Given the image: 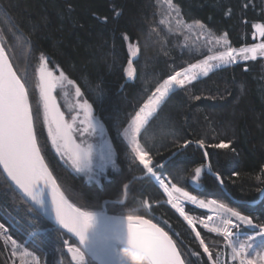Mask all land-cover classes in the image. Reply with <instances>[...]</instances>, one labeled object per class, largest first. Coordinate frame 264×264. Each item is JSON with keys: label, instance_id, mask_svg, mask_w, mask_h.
I'll return each instance as SVG.
<instances>
[{"label": "trees", "instance_id": "16d2710c", "mask_svg": "<svg viewBox=\"0 0 264 264\" xmlns=\"http://www.w3.org/2000/svg\"><path fill=\"white\" fill-rule=\"evenodd\" d=\"M171 5L183 23L202 25L230 48L264 42L256 27H264V0H171ZM161 11L158 0H0V42L8 56L20 60L28 80L44 64L72 81L115 144V170L99 185L85 183L54 155L35 109V90H28L38 147L69 201L88 211L105 202L110 213L149 219L172 237L185 264H210L198 242L215 256L222 240L199 227L194 232L165 204L122 138L154 90L203 57L170 31ZM137 141L152 172L171 185L227 206L252 219L255 228L264 225V58L217 68L171 91ZM221 142L229 147L212 146ZM0 221L35 252L39 264H52L62 242H72L27 205L1 171Z\"/></svg>", "mask_w": 264, "mask_h": 264}, {"label": "snow or ice", "instance_id": "6c2138e0", "mask_svg": "<svg viewBox=\"0 0 264 264\" xmlns=\"http://www.w3.org/2000/svg\"><path fill=\"white\" fill-rule=\"evenodd\" d=\"M169 3H171V0H169ZM200 26L202 27V25ZM256 27L260 35L264 36V27L259 25ZM235 54L241 55L246 60H255L258 54L264 56V44L241 48L239 53L233 48H228L218 55L209 56L200 64H193L183 74L177 72L165 80L160 88H157L156 91L159 95H155L149 101V104L145 105L148 111L145 112L144 109H141V112L137 114L130 143L133 145V151L137 153L139 162L147 168L148 172H152V169L148 167L150 161L146 162L147 153L143 152L136 143L135 136V133L139 132L144 120L156 110V106L168 95L172 85L182 88L186 82L190 83L196 79L198 73L206 76L213 68L210 61H217L216 66L235 63ZM196 70H198V73ZM182 75L183 78H180ZM46 76L48 79L42 92V100L47 115L49 133L53 138V143L69 153V158L79 170L81 165L89 163V154L79 151L73 141L72 133L75 130L76 117L72 118V122H65L63 114L56 107L55 100L52 97V90L58 84H63L64 77L61 76L59 81H57L52 77L51 72H46ZM68 83L71 84L72 81L69 80ZM79 94V89H77L76 95ZM76 107L82 109L84 112V120L81 122L90 125L92 123L91 106L85 102L83 105H76ZM36 129L37 120L31 110L25 84L12 70V66L8 63L3 49H0V165L3 166L7 176L37 203H43L39 199L41 189L38 185L40 182H50L52 193L51 204L55 211L57 222L70 232H74L79 237L81 244H83L85 232L90 227L94 218L92 214L78 212L74 208L72 209L74 215L71 216L64 211L63 205L67 204V201L62 196H59L56 182L52 179V176L44 165L40 154L41 148L38 147ZM185 146H187V142H185ZM201 146H203L202 141ZM212 146L217 148L229 147L228 144L223 142ZM195 172L199 176L201 169L196 168ZM164 191L169 196V203L176 208L189 225H192L193 221L185 215L183 208L180 207L179 198L174 197L173 194L180 193L182 197L192 202H195L196 198L191 196L187 191H181L180 188L175 186L171 191L165 187ZM200 203L203 205V201H200ZM68 207L71 208V205H68ZM225 211L228 210L225 209ZM231 215L254 228L257 227V225L253 224L252 219L248 217L242 216L235 211L231 212ZM133 219L132 216L128 217L129 227L127 233V245L133 261L142 262V264H182L180 253L177 251L173 240L160 227H157L154 223H150L148 220L139 219L138 223L142 227L134 228L131 224ZM224 224L227 225L228 221L225 220ZM259 228L260 231L256 235L264 237V225H260ZM224 231L227 236L232 235V232L228 231L227 228ZM249 239H254V237H250ZM248 247H251V245H248ZM244 252L245 248L243 245L239 249L233 248V259L239 258L240 264H257L256 260L243 256L242 253ZM75 255L79 259H84V256L78 252ZM259 259L264 260V255H261Z\"/></svg>", "mask_w": 264, "mask_h": 264}, {"label": "rangeland", "instance_id": "374dc122", "mask_svg": "<svg viewBox=\"0 0 264 264\" xmlns=\"http://www.w3.org/2000/svg\"><path fill=\"white\" fill-rule=\"evenodd\" d=\"M158 3L161 6V10H162L161 12H163L164 14L163 20L165 24L167 25V27L170 29V31L176 34H180L183 37V40L186 46H189L192 49H194L197 52V54L203 55V57L194 64H200L204 60H206L209 56L218 55L219 53L224 52L228 48H230L224 37L212 36L207 31H205L199 24L183 23V21L179 18L177 12L175 11V9L172 7L171 3H169V0H158ZM259 44H264V42H259L255 45H259ZM255 45H252L249 47H253ZM249 47H246V48H249ZM235 50L237 51V53H239L240 49H235ZM7 57L12 67L14 66L13 69L15 68L14 71L16 75L25 84L27 93H28V90L30 89L35 90V94L37 98L35 109L40 110L41 122L43 124V128L45 130V134L47 136L49 145L54 155L56 156V158L73 174L86 178L87 183H92L90 177L99 178L100 176L104 174L107 175L106 172L108 171L110 172L114 171L115 170L114 155L110 153L107 148L104 147L103 135L99 134L98 136L93 130H91L92 128L89 127L87 123L81 122L82 120H84V117H83L84 112L82 111V109L77 108L76 105H83L84 102H81L79 100V95H76L77 91L74 89L73 86H71V84L68 83V80L61 74V72H59L58 70H50L44 64L40 66V67H43L45 71L51 72L52 77L56 79L57 81H59V78L61 76L64 77L63 84L62 85L58 84V86L54 88L53 94H54V98L56 99L57 103L61 105V107L67 114L66 121L72 122V118L76 117V122L74 124L75 130L73 132V135L75 136V138H77V140L79 141L83 149L89 154V163H87L86 165H81L79 167V170L77 166H75L72 163L71 159L69 158V153L65 151L64 149L59 148L56 144L53 143V138L49 133L47 115H46V111H45L43 100H42L41 84L38 80L37 69L35 71L34 80L33 81L28 80V78L25 75V71L23 70V67L20 64V60H18V58H15V56L12 54L11 56L7 55ZM256 58H264V56L258 54ZM247 60H252V59H247ZM247 60L243 59L241 55L235 54V61H236L235 63L243 62ZM210 63L213 65V68L211 71L217 68L235 64V63H229L227 65L216 66L218 63L217 61H210ZM192 65L178 72L183 74ZM196 71L198 73V70ZM176 73H174L173 75H175ZM204 76L205 75L198 73L196 79L194 80H197ZM180 78H183V75ZM164 81L157 88H160L164 84ZM188 83L189 82H186L185 85ZM157 88L149 96V98L145 101L142 107L135 113L134 117L132 118L130 123L127 125V127L122 131L123 140L130 147L133 154L137 158H138L137 153L133 151V145L130 143V138L135 128L134 121L136 120L137 114L141 112V109H144L145 112L148 111V109L145 108V105L149 104V101L152 100L155 95H159V93L156 91ZM178 88L180 87L177 85H172L169 90V93ZM29 103H30V100H29ZM158 106H156V109ZM30 107H31V104H30ZM31 110H32V107H31ZM154 112H152L151 115L148 116L146 120H144L143 124L140 127L139 132L135 133L137 144H138V141H137L138 134L140 133L141 129L143 128L147 120L154 114ZM148 161L149 160L146 157V162ZM148 167L151 168L150 163L148 164ZM150 174L153 180L155 181V183L158 185V187L164 194L165 204L169 208H171L173 211H175L180 216V218L183 219V221L188 225L190 229H192L195 232V229L199 227L203 229L205 232L211 235L217 236L219 239L222 240L221 241L222 247L220 246L218 248L219 250L216 251L217 255L215 256H213L212 254V249H210V247H208L204 242L202 241L198 242L203 251L207 249V251L205 252L207 253V257L210 261V264H240L239 258L233 259V248L239 249L241 245H243L245 248V252L242 253L243 256H246V258L248 259L256 260L257 264H264V260L259 259L261 255H264V237L256 235L260 231L259 227L254 228L251 225H248L246 222L240 221L239 219H237V217L232 216L231 212H233V210L228 209L227 206L223 204H219L213 201L203 200V199L197 198L196 196H194L196 198V201L192 202L182 197L180 193H174L173 194L174 197L179 198L180 207L183 208L185 215H187L193 221L192 225H189L187 221H185L184 218L179 214L176 208H174L172 204L169 203V196L164 191L165 187H167L171 191V189L174 186L171 185L167 179L161 178V176L153 172H151ZM200 201H203V205H201ZM186 206H190L196 210H200L204 214V216L198 217L197 215L188 213L185 208ZM108 207L109 206L105 205V203H102L99 206V208L97 207V209L93 211L82 210L81 208L79 209H81L84 212H88L92 215L104 216V214H107L109 216H112V215L121 216V215H118L117 213H110V211H108ZM225 209H227L228 211H225ZM209 217H211V219H209ZM222 217L227 218L228 224L224 225L221 231L222 233H216V230L209 226V222L214 220V218L221 219ZM0 225L4 230H6L7 235L11 236L14 239L13 241H9L8 239H5L3 234L0 235V264H19L20 259H21V257L19 256L20 246L24 247V249L29 251L30 254H33L37 261V264H39V261H38V258L35 252H33V250H30L25 244L17 240L8 231V227L2 224L1 221H0ZM225 228H227L228 231L232 232L231 236H227L225 234V231H224ZM244 228H249L252 231V233H243L242 229ZM34 235H35L34 233H31V235L28 238H31ZM250 237H254V239H249ZM248 245H251V247H248ZM59 248H60V251L55 253L52 264H61V262L62 264H67L66 260L74 261V264H95L93 261H91V259L88 256H86L82 252L80 247L77 244H75L73 241L72 242L64 241L62 242ZM68 250H73L76 253L77 252L80 253V255L84 256V259L82 260L76 257L75 255L74 256L71 255L69 252H67ZM29 259H32V258H29ZM62 260L65 262H63ZM132 264H142V262L132 261Z\"/></svg>", "mask_w": 264, "mask_h": 264}, {"label": "water", "instance_id": "95a60500", "mask_svg": "<svg viewBox=\"0 0 264 264\" xmlns=\"http://www.w3.org/2000/svg\"><path fill=\"white\" fill-rule=\"evenodd\" d=\"M0 49H3L2 44L0 42ZM5 56L6 52L3 49ZM8 63L11 65L8 57H7ZM132 61V60H131ZM12 66V65H11ZM12 70L14 71L13 67ZM15 72V71H14ZM45 70H40L38 74V80L41 84V95L43 92V89L47 83V76H46ZM54 89L52 90V97L54 98L53 94ZM30 104V103H29ZM56 107L60 108L55 100ZM62 114V112L60 111ZM84 117V115H83ZM65 120V119H64ZM66 122V121H65ZM89 125V124H88ZM90 127L97 129V130H103V127L99 124L97 120L92 118V123L89 125ZM73 138V137H72ZM74 141V139H73ZM75 142V141H74ZM75 145L78 147L79 151L83 152L82 149L77 145L75 142ZM41 154V153H40ZM42 157V155H41ZM43 159V157H42ZM44 161V159H43ZM45 167L48 169V173L52 176V179L56 182L54 176L52 175L51 171L49 170L48 166L46 165L44 161ZM153 170V169H152ZM0 171L3 174L4 179L6 182L10 185V187L23 199V201L29 205L36 213H38L44 220H46L51 226L58 229L60 232L64 233L66 236H68L75 244H77L82 252L88 256L91 261H93L95 264H127V261H125L121 257V252L123 249L127 246V233H128V227H129V216H109L107 214H104L103 221L99 224L91 223L90 227L85 232V240L83 244H81L79 237L74 233L70 232L68 229L64 228L62 225H60L55 216V211L53 210L52 204H51V184L40 182L38 187L41 189V193L39 194V199L42 200V204L37 203L34 201L30 196L25 194L23 190H21L8 176L7 173L4 171L3 166L0 165ZM146 175H150V172H147ZM56 188L58 189L59 196H62L65 201H67V204L63 205L64 211L68 215H74L72 212V209H76L78 212H84L81 209L77 208L73 203L69 201V199L65 196L61 188L59 187L58 183L56 182ZM263 193V192H262ZM261 193V195H262ZM59 198V197H58ZM68 205H71V208L68 207ZM131 224L134 228L142 227L139 225L138 220L144 219L148 220L150 223H154L153 221L143 218V217H133ZM138 218V219H137ZM156 224V223H154ZM157 225V224H156ZM157 227H160L157 225ZM171 239L172 237L162 228L160 227ZM173 240V239H172ZM173 243L175 244L174 240ZM176 246V244H175ZM177 248V246H176ZM177 251L179 252L178 248ZM71 254L70 251H67ZM180 253V252H179ZM72 255V254H71ZM182 264H185L182 256L180 254Z\"/></svg>", "mask_w": 264, "mask_h": 264}, {"label": "flooded vegetation", "instance_id": "af4514ba", "mask_svg": "<svg viewBox=\"0 0 264 264\" xmlns=\"http://www.w3.org/2000/svg\"><path fill=\"white\" fill-rule=\"evenodd\" d=\"M56 100V99H55ZM57 102V101H56ZM58 104V103H57ZM59 106V105H58ZM92 110V109H91ZM60 111H61V109H60ZM83 111V110H82ZM62 112V111H61ZM63 114V113H62ZM92 118H94L95 120H97L98 121V119L94 116V114H93V111H92ZM65 119V118H64ZM65 121H66V119H65ZM67 122V121H66ZM99 122V121H98ZM99 124L101 125V123L99 122ZM102 126V125H101ZM90 127V126H89ZM103 127V126H102ZM92 128V127H91ZM91 130H93L98 136H99V134H101V135H103V138H104V147L105 148H107L108 150H109V152L110 153H112L113 155H114V159L116 160V154H115V144H114V142L112 141V139H110L109 138V136L107 135V133H106V131H105V129H104V127H103V130H97V129H94V128H92ZM72 137H73V139H74V141L77 143V145L82 149V151L83 152H86L84 149H83V147L81 146V144L79 143V141L77 140V138H75V136L73 135V133H72ZM111 173L112 172H110V171H108V172H106V174L107 175H102V176H100L99 178H95V177H90L91 178V181H92V183H94V184H97V185H99V184H101V182H102V180L103 179H106L109 175H111ZM81 177V176H80ZM82 179H83V181L85 182V183H87V181H86V178H83V177H81ZM92 183H87V184H92ZM103 203H105V202H103Z\"/></svg>", "mask_w": 264, "mask_h": 264}, {"label": "bare ground", "instance_id": "6f19581e", "mask_svg": "<svg viewBox=\"0 0 264 264\" xmlns=\"http://www.w3.org/2000/svg\"><path fill=\"white\" fill-rule=\"evenodd\" d=\"M93 216V223H95V224H99V223H101L102 221H103V216H101V215H92ZM225 220H227V218L226 217H222L221 219H215L214 218V220L212 221V223H210V227H212L213 229H215L216 230V233H222L221 231H222V228L224 227V221ZM20 251H21V253L22 254H26V252H25V249H24V247H20ZM68 251H70L71 252V254L74 256L75 255V251H73V250H68ZM26 256V255H25ZM76 256V255H75ZM33 260V259H32ZM63 261V260H62ZM67 262V264H74V261H71V260H66ZM52 262H53V260H52ZM63 262H65V261H63ZM33 263L34 264H37V261H36V259H35V261L33 260ZM60 263V262H59ZM23 264H27L26 262H25V259H23ZM61 264H62V262H61Z\"/></svg>", "mask_w": 264, "mask_h": 264}, {"label": "built area", "instance_id": "2783aa9c", "mask_svg": "<svg viewBox=\"0 0 264 264\" xmlns=\"http://www.w3.org/2000/svg\"><path fill=\"white\" fill-rule=\"evenodd\" d=\"M213 221V220H212ZM212 221H210L209 222V226H211L210 225V223H212ZM3 234V236L5 237V239H8L9 241H13L14 239L11 237V236H9V235H7V233H6V230H4L2 227H1V225H0V235H2ZM3 237V238H4ZM15 244V243H14ZM17 246V245H16ZM19 247V246H18ZM21 247V246H20ZM20 247H19V249H20ZM25 252H26V254H22L21 253V251L19 252V256L21 257V259H20V263L19 264H23V259H25V262L27 263V264H34L33 263V260L35 261V257H34V255L33 254H30V252L29 251H27V250H25ZM26 255V256H25ZM29 258H32V259H29Z\"/></svg>", "mask_w": 264, "mask_h": 264}, {"label": "clouds", "instance_id": "9594fccd", "mask_svg": "<svg viewBox=\"0 0 264 264\" xmlns=\"http://www.w3.org/2000/svg\"><path fill=\"white\" fill-rule=\"evenodd\" d=\"M120 255L125 261H127V264H132L133 259H132V255L130 253V250L128 248V245L126 246L125 249L122 250Z\"/></svg>", "mask_w": 264, "mask_h": 264}]
</instances>
